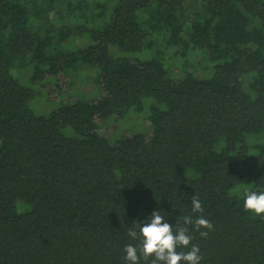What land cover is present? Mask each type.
<instances>
[{
    "label": "trees",
    "instance_id": "trees-1",
    "mask_svg": "<svg viewBox=\"0 0 264 264\" xmlns=\"http://www.w3.org/2000/svg\"><path fill=\"white\" fill-rule=\"evenodd\" d=\"M112 2L0 0V264H126L132 223L157 210L175 226L194 195L213 225L203 238L187 226L200 264H264V216L242 199L264 190V0ZM61 4L74 26L51 21ZM180 46L204 49L211 76L169 78L164 52ZM82 66L97 98L31 112L38 92L14 71L43 87ZM131 109L148 134L98 132Z\"/></svg>",
    "mask_w": 264,
    "mask_h": 264
},
{
    "label": "rangeland",
    "instance_id": "rangeland-1",
    "mask_svg": "<svg viewBox=\"0 0 264 264\" xmlns=\"http://www.w3.org/2000/svg\"><path fill=\"white\" fill-rule=\"evenodd\" d=\"M97 2L102 3L107 9H110L113 4L112 0H88V9L93 10V7ZM52 7L53 9L49 12V17L56 26L62 25V23L69 26H74L76 24V21L71 19L69 16L59 15L60 12H65V4L58 6L53 5ZM83 38L84 35H81V39ZM77 41V39H75V41L73 40L76 47H78ZM149 41L154 47L158 45H165L162 37L152 36L149 38ZM65 44L66 45H64V47L63 44L60 46L62 51L64 48L66 50L70 49L73 45L72 42H67ZM164 53L165 58H163L162 63L167 71L168 77L171 79H178L183 74H191L197 78H207L212 74L214 63L208 59L207 53L204 49L193 48L190 46L187 51L186 47L180 46L177 48L166 49V52ZM152 54V51L145 48L139 53L123 54L122 56L129 57L132 61H137L141 59H149L153 56ZM180 54L183 56H180ZM14 73L15 76L18 77L20 84L24 86L30 85L36 92H38L28 104L29 109L34 115L47 116L50 111L56 109L66 101L74 100V97H77L78 95V98L81 97L87 99L85 95H89L91 99H95L101 92L99 85L96 81H94V71L87 66H82L78 72L76 70L67 74H58L57 85L60 87V92L56 93L55 97H52L55 93L52 90L56 89L57 85L49 83L42 87L39 83H30L29 77L31 70L29 68L19 72V76L18 70L16 72L14 71ZM21 73H27L28 78L23 79L20 76ZM132 111L133 109L127 112L121 119L117 118V121L109 119L104 124L100 125L98 132L107 138L114 137L115 134H148L149 124L144 117L147 113L143 111L138 113ZM18 207H22L23 210L22 204H19Z\"/></svg>",
    "mask_w": 264,
    "mask_h": 264
},
{
    "label": "clouds",
    "instance_id": "clouds-1",
    "mask_svg": "<svg viewBox=\"0 0 264 264\" xmlns=\"http://www.w3.org/2000/svg\"><path fill=\"white\" fill-rule=\"evenodd\" d=\"M262 187V186H261ZM243 208L253 215L264 216V190L242 192ZM191 214L184 215L182 222L170 225L161 211L153 210L144 222L134 221L127 229L131 240L139 238V245L128 243L124 246L126 264H138L141 257H151L150 264H200L202 256L199 245L192 243L193 236L187 227L197 231L200 237H207L213 225L202 215L201 200L193 196L190 201ZM192 214L195 215L193 219Z\"/></svg>",
    "mask_w": 264,
    "mask_h": 264
}]
</instances>
